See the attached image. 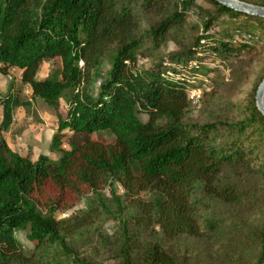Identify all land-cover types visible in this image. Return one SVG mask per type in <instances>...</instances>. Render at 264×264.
I'll return each mask as SVG.
<instances>
[{
    "label": "trees",
    "instance_id": "obj_1",
    "mask_svg": "<svg viewBox=\"0 0 264 264\" xmlns=\"http://www.w3.org/2000/svg\"><path fill=\"white\" fill-rule=\"evenodd\" d=\"M205 1L213 8L197 0H0V73L19 69L31 97L55 110L49 147L59 153L32 160L6 144L2 132L21 101L3 93L0 264H63L64 256L103 264L76 251V241L110 249L113 264H212L190 256L198 240L208 243V260L225 253L224 264H264V116L255 101L264 64L241 102L221 92L246 79L245 55L261 53L264 63V17ZM168 42L175 49L160 52ZM229 58L228 79L212 78L210 89L197 82ZM45 60L54 67L40 79ZM103 131L113 139L95 136ZM108 220L117 221L110 235L96 226ZM18 230L32 249L22 248ZM180 242L188 243L184 255L171 247Z\"/></svg>",
    "mask_w": 264,
    "mask_h": 264
},
{
    "label": "rangeland",
    "instance_id": "obj_2",
    "mask_svg": "<svg viewBox=\"0 0 264 264\" xmlns=\"http://www.w3.org/2000/svg\"><path fill=\"white\" fill-rule=\"evenodd\" d=\"M197 2L199 4H201L202 6H204L205 8H208V9L213 8V5L211 3L205 1V0H197ZM189 20L198 24V26L200 27L199 30H201L202 21L198 17V15L196 17L193 14H189ZM218 29H220V26H218ZM212 30L214 31V29H212ZM234 37L236 39H238L237 33L234 34ZM260 45L264 46V42L258 44V46H260ZM173 49H175L174 44L172 42H168L165 45H163L159 50L162 53H166V52L173 50ZM261 55H262L261 53H256L255 55L252 56V58H251V56H248V54L245 55V57H247V62H248L249 69H250L249 73L247 74L246 79L239 86H236V87L231 86L230 88H227L226 90H222L221 92L223 93L222 95L224 98H226V99L229 98L231 101H234V102H241L244 99L247 92L251 89L252 85L255 83L257 76H258L257 73H258L259 69L264 64L263 60H261V57H262ZM232 62H233V64L235 63L234 59L229 58V59L224 60L223 62H216V63L210 64V66L215 67L216 70L210 72L209 76L200 77V81L197 80V82L199 83L202 81L204 83H207L206 86H209V87H207V89H210L214 83L212 78L223 76V77H225V79H228L227 78L229 75L228 74V67ZM53 67H54L53 61H51V60L43 61L41 68H40V71L38 73V78L46 77L51 72ZM107 69H108V66L105 65L104 71L106 72ZM2 75H4V74H2ZM1 77L2 76H0V79H1ZM4 79L6 82H3L2 80H0V97L2 96L3 93L10 90V91H13L15 93H18L19 99L21 101V105L16 107V109L14 110V113H16L17 110H21L27 115L26 117L30 118V121H34L36 116L38 117V115H39L38 112H42L43 114L45 113L46 115H53L55 113V110L51 106L46 104L42 99L31 97L29 88L27 86H22L20 84L19 74H18L17 70H14V69L11 70L10 74L5 75ZM207 79H209V82H207ZM96 87H97V85L93 86L94 92L96 91ZM200 93H201L200 88H195V89L190 90L191 96L195 97V98H197L200 95ZM194 106H196V105H194ZM194 109L195 110H193L192 115H197L196 108H194ZM95 136H98V137L101 136L106 140H111L114 137L111 133H109L107 131L97 132V133H95ZM17 137H21V136H17ZM17 137H16V141H17ZM63 142L65 144L64 148L68 149L69 146L66 143V141L64 140ZM116 187L118 189V193H120L121 189L119 188L118 185H116ZM104 194L107 197L110 196L108 190L104 191ZM80 207H82V204L76 206L75 208L69 210L66 213L59 212L57 216L58 217L67 216V215L75 212ZM96 226H98L105 233L110 235L111 233H113L114 230L117 229V221L116 220L103 221V222L97 224ZM15 235H16L18 242L20 243V245L22 246V248L25 251L32 249V247H33L32 242H30L27 239L25 230H18V231H16ZM187 244L188 243H185V242L173 243L171 245V247L178 254L184 255V252H185L184 250H185V247L187 246ZM75 246L78 249L76 251L82 252L85 249V251H84L85 254L91 255L96 260L101 261L103 264H113L115 262L111 258L110 249H107V250H102L99 248L97 249L93 245H87L83 248L79 244V242H77V241L75 242ZM189 247L191 250L190 256L191 257L197 256L198 257L197 261L199 263H205V261H208V262H211L212 264H224L228 259L227 255L225 253H220L219 257L214 258V259L211 258L212 260H208V257L211 255V251L208 250L209 249L208 243L204 242L203 240H198V243H194V244L189 243ZM109 248H111V247H109ZM62 261H63V264H74L72 262V258L69 256L62 257Z\"/></svg>",
    "mask_w": 264,
    "mask_h": 264
},
{
    "label": "crops",
    "instance_id": "obj_3",
    "mask_svg": "<svg viewBox=\"0 0 264 264\" xmlns=\"http://www.w3.org/2000/svg\"><path fill=\"white\" fill-rule=\"evenodd\" d=\"M13 69L17 70L20 79L21 71L17 68H12L7 74H0L2 76L0 80L6 82L4 79L5 75H9ZM38 113V117L36 116L34 121H30V118L26 117L27 115L23 111L17 110L13 114L12 123L9 128L2 132V137L13 150L17 145L16 137L21 136L23 150L20 154L28 156L32 160H35L40 154H46L52 159H57L59 153L56 150H50L49 147L52 136L58 127L56 113L53 115H46L42 112ZM1 119L2 106L0 105V122Z\"/></svg>",
    "mask_w": 264,
    "mask_h": 264
},
{
    "label": "water",
    "instance_id": "obj_4",
    "mask_svg": "<svg viewBox=\"0 0 264 264\" xmlns=\"http://www.w3.org/2000/svg\"><path fill=\"white\" fill-rule=\"evenodd\" d=\"M215 1L223 6H226L236 11H240L250 15L264 17V6L261 5L245 2L242 0H215ZM255 101H256L257 109L264 116V77L257 87L255 94Z\"/></svg>",
    "mask_w": 264,
    "mask_h": 264
},
{
    "label": "built area",
    "instance_id": "obj_5",
    "mask_svg": "<svg viewBox=\"0 0 264 264\" xmlns=\"http://www.w3.org/2000/svg\"><path fill=\"white\" fill-rule=\"evenodd\" d=\"M63 147H65V144H62ZM16 147L19 149L20 152H22L23 150V146H22V137H17V145Z\"/></svg>",
    "mask_w": 264,
    "mask_h": 264
},
{
    "label": "bare ground",
    "instance_id": "obj_6",
    "mask_svg": "<svg viewBox=\"0 0 264 264\" xmlns=\"http://www.w3.org/2000/svg\"><path fill=\"white\" fill-rule=\"evenodd\" d=\"M191 14H193V15H195V16L197 17V14H196V13H193V12H192ZM242 37H243V35H237V38H238V39H241ZM246 38H250V36L247 35ZM13 150H14L15 152L21 153L17 147L13 148Z\"/></svg>",
    "mask_w": 264,
    "mask_h": 264
}]
</instances>
